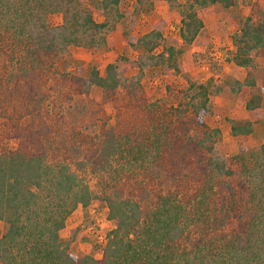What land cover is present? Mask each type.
<instances>
[{
	"label": "trees",
	"instance_id": "1",
	"mask_svg": "<svg viewBox=\"0 0 264 264\" xmlns=\"http://www.w3.org/2000/svg\"><path fill=\"white\" fill-rule=\"evenodd\" d=\"M121 3L0 0V264H264V141L253 152L227 153L220 129L205 120L208 83L166 86L173 102L149 100L144 74L176 69L175 48L155 53L162 20L142 36L124 32L126 45L141 50L135 60L92 67L87 76L63 65L73 48L111 43ZM213 5L228 10L238 0L179 5L184 44L203 29L197 11ZM251 12L231 38L229 62L245 70L243 81L229 83L235 94L264 92L255 58L264 51V12L258 4ZM53 14L60 24L49 23ZM130 69L136 73L127 76ZM92 88L100 101L89 99ZM260 103L250 96V120L231 121L232 136L253 132ZM93 200L105 206L114 228L100 258H77L59 233Z\"/></svg>",
	"mask_w": 264,
	"mask_h": 264
},
{
	"label": "rangeland",
	"instance_id": "2",
	"mask_svg": "<svg viewBox=\"0 0 264 264\" xmlns=\"http://www.w3.org/2000/svg\"><path fill=\"white\" fill-rule=\"evenodd\" d=\"M188 0H122L121 12L123 19L113 34L110 42L101 48H73L64 61V66L70 71L82 70L87 76L92 67L103 71L109 63H119L120 58L135 60L141 50L132 51L127 45L124 32L130 35L142 36L153 29L156 22L162 20L163 43L155 50L162 51L164 47L177 50L176 69L160 67L147 71L141 83L150 101L173 99L166 96L165 88L184 90L192 85L209 84L211 106L206 116V123L212 128H219L226 151L235 155L240 151L246 153L259 149L264 141V92L260 88L252 89L243 94H235L229 89L231 80L243 81L245 70L229 62L234 51L232 36L238 32L239 25L245 17L252 15L255 4L264 12V0H238V6L228 10L219 5L209 6L197 11L203 22V29L191 45L184 44L179 38L180 14L179 5ZM96 22L103 18L94 12ZM53 26L61 23V16H49ZM256 64L264 71V51H259ZM136 70H128L127 76L135 74ZM211 80V83H209ZM253 94L261 97L259 109L253 120V132L245 136L230 134L231 121H247L250 115L245 109L246 101ZM98 88H92L89 99L100 101ZM81 107H90L89 101L78 100ZM104 109L111 123L113 110L110 105ZM85 116V115H84ZM90 116L87 115V119ZM85 118V117H84ZM92 118L89 121L92 123ZM88 185L95 188L94 182L88 180ZM114 228V222L107 217L105 206L93 200L87 208L78 207L66 220L65 227L60 231V241L67 245L68 252L77 258L91 256L100 258L105 235ZM5 231V224L0 221V237Z\"/></svg>",
	"mask_w": 264,
	"mask_h": 264
}]
</instances>
